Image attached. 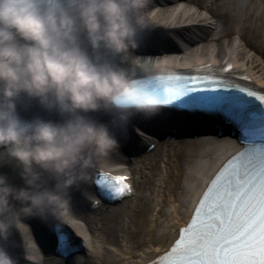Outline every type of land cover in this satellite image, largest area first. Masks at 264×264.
<instances>
[{
  "label": "clouds",
  "instance_id": "clouds-1",
  "mask_svg": "<svg viewBox=\"0 0 264 264\" xmlns=\"http://www.w3.org/2000/svg\"><path fill=\"white\" fill-rule=\"evenodd\" d=\"M149 0H0V210L65 216L74 189L119 147L116 129L158 105L128 52L150 30ZM167 62L156 66L166 76ZM13 225L0 219V241ZM0 264H18L0 243Z\"/></svg>",
  "mask_w": 264,
  "mask_h": 264
},
{
  "label": "bare ground",
  "instance_id": "bare-ground-1",
  "mask_svg": "<svg viewBox=\"0 0 264 264\" xmlns=\"http://www.w3.org/2000/svg\"><path fill=\"white\" fill-rule=\"evenodd\" d=\"M146 14L151 24L148 37L141 38L139 47L127 54L130 63L139 62L146 69L140 75L156 72V66L164 62L174 71L192 72L210 66L220 77L264 92V0H149ZM168 118L169 114L167 117L163 113V123L172 127ZM134 120L129 125L140 126L147 121L162 125L154 115L146 117L147 121ZM182 121L176 128L188 134L169 139L157 140L138 126L134 132L128 129L126 143L118 138L119 147L110 153L111 159L98 163L102 167L112 165L123 159L124 146L132 148L144 139H156L150 151L135 156L136 160L125 167L137 191L134 198H126L117 206L105 205L99 218L103 204L95 211L84 210L95 192L93 171L87 183L72 191L69 211L83 219L87 231L79 238L76 234L73 237V243L87 242V246L79 243V252L60 258L41 247L51 245L49 223L72 225L66 215L25 217L19 211V202L11 198L0 210V219L12 223L13 228L9 238L0 243L18 264H147L177 236L179 225L186 221L202 188V180L215 170L235 141L218 134V128L212 125ZM164 160L166 170L159 177L158 165ZM0 173L8 175L12 183H20L6 155L0 158ZM143 191L152 195L147 197ZM152 216L156 218L154 224L150 222ZM94 240L104 247L103 253ZM31 241L41 245L30 246ZM106 246L113 247L110 255Z\"/></svg>",
  "mask_w": 264,
  "mask_h": 264
},
{
  "label": "snow or ice",
  "instance_id": "snow-or-ice-1",
  "mask_svg": "<svg viewBox=\"0 0 264 264\" xmlns=\"http://www.w3.org/2000/svg\"><path fill=\"white\" fill-rule=\"evenodd\" d=\"M147 37L145 32L141 38ZM194 71L198 74H169L142 85L158 108L222 117L238 129L242 147L210 181L174 245L153 264H264V94L219 78L210 66ZM127 129L116 134L126 138ZM99 175L102 195L131 193L125 177ZM52 227L61 248L70 252L71 238L61 225Z\"/></svg>",
  "mask_w": 264,
  "mask_h": 264
},
{
  "label": "rangeland",
  "instance_id": "rangeland-1",
  "mask_svg": "<svg viewBox=\"0 0 264 264\" xmlns=\"http://www.w3.org/2000/svg\"><path fill=\"white\" fill-rule=\"evenodd\" d=\"M111 154H109V156H107L106 158H103V159H105V160H109V159H111L110 157H112V155L110 156ZM175 155H176V152H175ZM119 156H120V154H119ZM116 162V161H115ZM162 165L160 166V170H164L163 169V163H161ZM137 193V191H135V188H134V191H133V195H132V197L131 198H134L135 197V194ZM143 194H146V196L148 197V196H150V195H152V194H150V191H143ZM155 194H157V192H156V187H155ZM164 196H167V197H169V195L168 194H166V195H164ZM171 198H170V200H172L173 198H172V196H170ZM133 200V199H132ZM134 201V200H133ZM178 203V201H175V204H177ZM117 206V205H116ZM122 206V208L125 206V205H121ZM165 208L167 209L168 208V205H166L165 206ZM104 211H105V207H103L99 212H98V214H97V217H101L102 215H103V213H104ZM66 218L67 219H69V220H75V221H77L78 223H79V225H80V228H81V230H82V232H84V233H86L87 231H86V225H85V223H84V221H83V219L82 218H80L77 214H74V213H71L69 210H68V213H67V215H66ZM127 217L125 216L124 217V219H126ZM151 222H153V220L151 219ZM164 222V220H163V217L161 218V224ZM94 243H95V247H97V249L99 250V252H102L103 253V249H104V247L103 246H101V245H99V243H98V241L97 240H94ZM31 244L33 245V246H36V241L35 242H28V245H30L31 246ZM106 248V250H108L109 252L107 253V255H110L111 253H112V251L111 250H113V247L112 246H106L105 247ZM114 251V250H113Z\"/></svg>",
  "mask_w": 264,
  "mask_h": 264
}]
</instances>
